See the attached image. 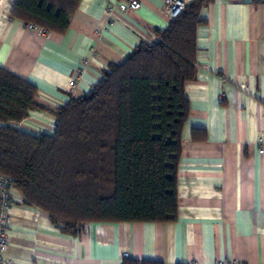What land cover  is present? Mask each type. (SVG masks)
Instances as JSON below:
<instances>
[{"label":"crops","instance_id":"obj_1","mask_svg":"<svg viewBox=\"0 0 264 264\" xmlns=\"http://www.w3.org/2000/svg\"><path fill=\"white\" fill-rule=\"evenodd\" d=\"M120 1L81 0L66 32L42 33L13 17L16 0H0V66L33 83L45 107L20 127L53 134L51 110L87 94L111 64L172 21L166 0L108 11ZM201 16L196 79L185 87L176 220L88 222L70 234L14 191L6 263L264 264V0H209Z\"/></svg>","mask_w":264,"mask_h":264},{"label":"trees","instance_id":"obj_2","mask_svg":"<svg viewBox=\"0 0 264 264\" xmlns=\"http://www.w3.org/2000/svg\"><path fill=\"white\" fill-rule=\"evenodd\" d=\"M80 1L16 0L12 15L64 33ZM208 3L186 4L157 39L111 64L87 94L51 110L53 134L20 127L45 107L33 83L0 66V174L10 176L14 191L70 234L88 222L176 220L185 87L196 79L197 32Z\"/></svg>","mask_w":264,"mask_h":264},{"label":"built area","instance_id":"obj_3","mask_svg":"<svg viewBox=\"0 0 264 264\" xmlns=\"http://www.w3.org/2000/svg\"><path fill=\"white\" fill-rule=\"evenodd\" d=\"M141 1L139 0H122L117 3H113L109 5L108 11L112 12L115 9H118L122 12H127L130 9H139L141 7ZM186 8V3L184 0H166L164 5V13L171 20L180 16ZM30 28L38 29L40 32H47L46 30L36 27L30 24ZM157 39V37H156ZM86 65V61H83ZM84 68L80 67L77 69L76 75L69 81V85L71 88L75 87L77 84V79L82 74ZM94 86L92 87V89ZM260 153H264V138H259ZM14 197V189L12 187L11 178L8 175L1 174L0 175V264H8L6 263L5 253L9 246L8 241V227L10 224V215H9V207L13 202ZM127 256V254H125ZM186 264H196L194 261ZM215 264H241L239 262H233L225 259L218 260Z\"/></svg>","mask_w":264,"mask_h":264}]
</instances>
